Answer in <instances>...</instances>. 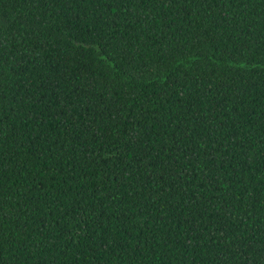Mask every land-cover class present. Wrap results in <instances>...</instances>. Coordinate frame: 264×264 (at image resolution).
Here are the masks:
<instances>
[{"label": "trees", "instance_id": "16d2710c", "mask_svg": "<svg viewBox=\"0 0 264 264\" xmlns=\"http://www.w3.org/2000/svg\"><path fill=\"white\" fill-rule=\"evenodd\" d=\"M0 264H264V0H0Z\"/></svg>", "mask_w": 264, "mask_h": 264}]
</instances>
